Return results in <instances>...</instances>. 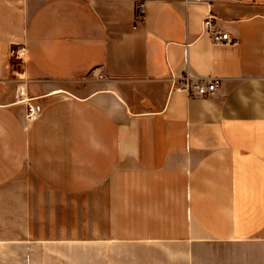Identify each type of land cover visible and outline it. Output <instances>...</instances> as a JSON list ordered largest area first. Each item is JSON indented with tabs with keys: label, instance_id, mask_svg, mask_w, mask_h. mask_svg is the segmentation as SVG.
<instances>
[{
	"label": "crops",
	"instance_id": "crops-1",
	"mask_svg": "<svg viewBox=\"0 0 264 264\" xmlns=\"http://www.w3.org/2000/svg\"><path fill=\"white\" fill-rule=\"evenodd\" d=\"M0 243L264 264V0H0Z\"/></svg>",
	"mask_w": 264,
	"mask_h": 264
},
{
	"label": "rangeland",
	"instance_id": "rangeland-1",
	"mask_svg": "<svg viewBox=\"0 0 264 264\" xmlns=\"http://www.w3.org/2000/svg\"><path fill=\"white\" fill-rule=\"evenodd\" d=\"M91 253L96 257L91 258ZM99 247L0 243V264H101Z\"/></svg>",
	"mask_w": 264,
	"mask_h": 264
},
{
	"label": "built area",
	"instance_id": "built-area-1",
	"mask_svg": "<svg viewBox=\"0 0 264 264\" xmlns=\"http://www.w3.org/2000/svg\"><path fill=\"white\" fill-rule=\"evenodd\" d=\"M185 2L199 1V0H184ZM142 8V4H138V9ZM216 17L213 15L207 16L205 20V27L210 33L212 42L214 44H234L236 41L232 39L227 32H223L216 25ZM13 52V51H12ZM183 83L179 88L187 90L191 95L206 96L216 93L221 88V80L214 77L208 78H193L189 75L183 76ZM21 101L25 102L28 106L27 120H36L40 113L41 107L38 104L31 103V99L24 98Z\"/></svg>",
	"mask_w": 264,
	"mask_h": 264
}]
</instances>
